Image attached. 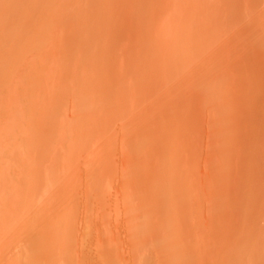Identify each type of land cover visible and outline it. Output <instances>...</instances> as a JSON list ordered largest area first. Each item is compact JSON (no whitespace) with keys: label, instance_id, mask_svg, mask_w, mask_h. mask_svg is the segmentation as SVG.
<instances>
[{"label":"rangeland","instance_id":"374dc122","mask_svg":"<svg viewBox=\"0 0 264 264\" xmlns=\"http://www.w3.org/2000/svg\"><path fill=\"white\" fill-rule=\"evenodd\" d=\"M0 14V264H264V0Z\"/></svg>","mask_w":264,"mask_h":264},{"label":"bare ground","instance_id":"6f19581e","mask_svg":"<svg viewBox=\"0 0 264 264\" xmlns=\"http://www.w3.org/2000/svg\"><path fill=\"white\" fill-rule=\"evenodd\" d=\"M9 2H10V0H9ZM2 3H3V2H2ZM7 3H8V2H7ZM14 3H15V2H14ZM16 3H17V2H16ZM4 4H5V3H4ZM10 4H11V3H10ZM2 5H3V4H2ZM19 6H23V5H19ZM7 7H8V4H7ZM7 7H6V8H7ZM12 7L15 8L14 5H13ZM9 8H11V7H9ZM17 8H18V7H17ZM3 10H4V7H3ZM10 10H11V9H10ZM22 10L24 11V9H22ZM5 12H6V11H5ZM5 12H4V13H5ZM9 12H10V11H9ZM9 12H6V13H7V17H8V13H9ZM0 15H1V14H0ZM25 15H26V14H25ZM9 16H10V15H9ZM0 19H1V17H0ZM0 21H2V20H0ZM3 21H4V19H3ZM19 21H20V20H19ZM5 22H6V20L4 21V23H5ZM0 24H1V23H0ZM10 24H11V23H10ZM4 25H5V24H4ZM4 25H3V27H5ZM16 25H17V24H16ZM16 25H15L16 28H12V29H14V31H15V30H16V31H19V30H18V26H16ZM8 26H9V25H8ZM0 27H1V25H0ZM1 29H2V28H1ZM9 29H10V27H9ZM19 29H20V28H19ZM2 30H3V29H2ZM10 31H11V29H10ZM40 31H41V29H40ZM0 32H1V31H0ZM36 32H37V31H36ZM10 33H12V32H10ZM20 33H21V31H20ZM2 34H3V33H2ZM17 34H18V33H17ZM41 34H43V33L41 32ZM36 35H37V37H39L37 33H36ZM36 35H35V36H36ZM76 35H77V34H76ZM18 36H19V35H18ZM21 36H22V35H20V38H21ZM26 36H27V35H26ZM63 36H64V35H63ZM68 36H69V34H68ZM12 37H13V36H12ZM61 37H62V36H61ZM74 37H75V35H74ZM74 37L71 38L72 41H73ZM7 38H8V37H7ZM13 38H14V37H13ZM16 38H18V37H16ZM16 38H15V39H16ZM20 38H19V39H20ZM30 38H31V37L29 36V41H30V43H31L34 39L32 40V38H31V39H30ZM40 38H43V37H41V35H40ZM44 38H45V35H44ZM19 39H18V40H19ZM58 39H61V38H58ZM63 39H64V38H62V40H58V42H59V41H63ZM65 39H66V38H65ZM65 39H64V42L59 43V45L54 46V47H53V46H50V47H49V48L52 49V52H53V55L51 54V55L49 56V58H48V56H47L48 54L46 53V52H48L47 50H48L49 48L46 50V52L44 51L47 55L43 52L45 55H43V58L41 59V62H40V66H41V67H40L39 65H37V67L35 68V70L37 71V74L39 73V74H41V76H42L43 73H45L46 71H49V70H50L49 68L53 69V68L56 67V64H57L56 62H58V61L55 60V59H56V58L58 59V57H60V56L62 55L60 52H61L62 49L64 48V43L66 42ZM7 40H8V39H7ZM13 40H14V39H13ZM21 40H22V43H21V44L23 45L24 48H28V45H29V48H28V49H31V47H30L31 44H27V40H28V39H27L26 37L22 36V39H21ZM35 40L37 41V43L39 42V40H38L37 38H35ZM41 40H42V39H41ZM1 41H2V40H1ZM29 41H28V42H29ZM42 41H44V39H43ZM49 41H50V39H49ZM52 41H54V40H51V41H50L51 44H52ZM67 41H68V40H67ZM69 41H70V39H69ZM69 41H68V43H67V42L65 43V44H67L65 47L68 46ZM72 41H71V43L73 44V42H76V39H75V41H73V42H72ZM3 42H4V41H3ZM33 42H35V41H33ZM33 42H32V43H33ZM45 42H46V41H45ZM45 42H43V43H45ZM17 43H18V42H17ZM56 44H57V43H56ZM74 44H75V43H74ZM74 44H73V45H74ZM5 45H6V43H5ZM7 45H8V44H7ZM35 45L38 46L37 44H34V47H36ZM44 45H45V44H44ZM20 47H22V46L20 45ZM40 47H42V46H40ZM52 47H53V48H52ZM70 48H71V47H70ZM73 48H74V47H73ZM22 49H23V48H22ZM44 50H45V48H44ZM26 51H27V50H26ZM16 52H18V51H16ZM50 52H51V51H50ZM48 53H49V52H48ZM60 54H61V55H60ZM40 56H41V55H40ZM63 56H65V55H63ZM13 57H14V56H13ZM37 57H38V56H37ZM65 58H66V57H65ZM65 58H64V59H65ZM50 59H51V60L54 59V60L56 61V62L54 61V62L56 63V64H54L55 66L52 65L53 68L51 67V62H52V61H50ZM58 60H59V62H58V68H61V67H59V66H60L59 63L61 62L60 60H62V57H61V59L59 58ZM67 60H69V59H67ZM38 61H39V60H38ZM67 64H68V63H67ZM30 65H31V64H30ZM38 66H39V67H38ZM43 66H44V67H43ZM31 67H32V66H31ZM58 68H56V69L58 70ZM25 69H26V68H25ZM48 69H49V70H48ZM33 70H34V69H33ZM53 70H54V69H53ZM57 70H54V71H57ZM59 71H60V70H59ZM49 72H50V71H49ZM34 73H35V72H34ZM46 73H47V72H46ZM35 77H36V76H35ZM75 125H76V123H75ZM75 127H76V126H75ZM78 132H79V131H78ZM79 133H80V132H79ZM81 133H82V132H81ZM82 136H83V135H82ZM31 175H33V174H31ZM31 177H32V176H31ZM158 183H159V182H158ZM159 185H160V184H159Z\"/></svg>","mask_w":264,"mask_h":264}]
</instances>
